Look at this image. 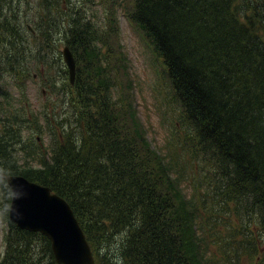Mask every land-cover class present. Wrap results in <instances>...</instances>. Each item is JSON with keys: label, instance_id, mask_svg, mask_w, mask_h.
<instances>
[{"label": "trees", "instance_id": "16d2710c", "mask_svg": "<svg viewBox=\"0 0 264 264\" xmlns=\"http://www.w3.org/2000/svg\"><path fill=\"white\" fill-rule=\"evenodd\" d=\"M22 2L0 0V82L8 74L24 87L30 45L45 60L55 33L76 60L73 84L58 69L73 116L57 104L46 112L56 137L29 163L14 138L37 113L23 119L19 109L13 122L4 114L0 169L64 198L96 264H264V0H98L101 17L90 0H41L30 37L17 21ZM121 11L158 55L164 100L179 109L166 154L138 120ZM47 81L51 94L59 89ZM0 188L8 224L0 264H57L43 236L9 221L11 190L2 179Z\"/></svg>", "mask_w": 264, "mask_h": 264}, {"label": "rangeland", "instance_id": "374dc122", "mask_svg": "<svg viewBox=\"0 0 264 264\" xmlns=\"http://www.w3.org/2000/svg\"><path fill=\"white\" fill-rule=\"evenodd\" d=\"M97 1L90 0L87 5L94 14L101 17L104 8ZM41 3V0H23L21 4V15L18 16L17 21L21 20L24 30L30 28L28 32H25L29 37L35 34L33 29L39 17L37 13ZM17 11L19 10L16 9L15 13ZM118 23L120 39L126 53L127 62L130 65V73L127 71V74L129 75L130 91L138 112V120L146 128L152 147L158 152L162 150L163 154L169 153L166 146L171 141L170 135L174 131L171 122L172 120L175 121L179 109L173 112L164 100L169 85L168 80L160 62L156 59L157 56L146 42L147 38L129 23L122 11L119 13ZM53 37L56 40L51 46L46 47L45 60H42L43 58L37 54L39 52L38 47L30 45L29 54L26 55L27 67L30 73L28 77H22L19 80L24 87L20 89L17 86L16 79L8 74L6 75L7 79L0 82V129L4 114L9 118V121L6 122H13L14 114L19 109L23 110L22 112L25 111L21 114L23 119H26L27 114L37 113V124L34 126L29 121L23 124V128L19 129L20 132L17 134L19 139L14 138L16 143L20 142L15 145L16 156L19 159L28 160L29 163H37L34 156L37 157V154H43L53 138L56 137L55 133L51 131L47 120L44 119L46 112H50L51 108L57 109L54 104H57L58 109H60L58 112L61 114H70L71 112V109L69 110L66 105V101H68L69 95L72 97L73 95L70 91H65L62 88L63 85H66V82H64L62 74L58 71L63 64L66 67L62 51L67 45L65 40H62V37L59 38L55 33H53ZM57 54H60L61 58ZM47 74L50 76L49 79L57 80V88L59 89H56L53 94H51L52 90L47 85V80H49L45 78ZM23 79H25L24 82H22ZM4 90L8 91V100L4 99ZM47 108H49L48 111H46ZM70 116L73 115L70 114ZM185 191L188 195L193 192L190 184L185 183ZM6 198V193L0 188V257L5 251V236L8 229L7 222L3 220ZM46 241L51 248V242L48 239Z\"/></svg>", "mask_w": 264, "mask_h": 264}, {"label": "water", "instance_id": "95a60500", "mask_svg": "<svg viewBox=\"0 0 264 264\" xmlns=\"http://www.w3.org/2000/svg\"><path fill=\"white\" fill-rule=\"evenodd\" d=\"M62 54L73 84L76 76L74 55L68 46ZM0 179L11 189L9 220L22 230L47 237L57 264H95L86 235L64 199L53 194L49 187L23 176H9L0 170Z\"/></svg>", "mask_w": 264, "mask_h": 264}, {"label": "bare ground", "instance_id": "6f19581e", "mask_svg": "<svg viewBox=\"0 0 264 264\" xmlns=\"http://www.w3.org/2000/svg\"><path fill=\"white\" fill-rule=\"evenodd\" d=\"M50 212H51V210H50ZM50 212H49V213H50ZM53 214L55 215V213H53ZM53 214H52V215H53ZM58 215H59V214H58ZM55 216H56V215H55ZM60 221H61V220H60ZM58 223H59V222H58ZM60 225H61V223H59V227H60ZM59 227H58V228H59ZM61 229H62V228H61Z\"/></svg>", "mask_w": 264, "mask_h": 264}]
</instances>
